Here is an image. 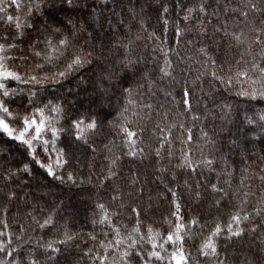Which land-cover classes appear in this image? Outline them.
<instances>
[{
    "label": "trees",
    "instance_id": "trees-1",
    "mask_svg": "<svg viewBox=\"0 0 264 264\" xmlns=\"http://www.w3.org/2000/svg\"><path fill=\"white\" fill-rule=\"evenodd\" d=\"M85 2L90 10L93 0H81V3L74 8L65 7L62 12L56 13L57 18L64 20L65 17H68L71 18L73 24L84 25L87 28L88 25L85 23L87 15L83 10ZM162 2L170 6V21L179 22L181 28L187 30L178 49L175 43L174 24L170 22L165 31L162 20L158 19L161 12L157 0H150L152 7L146 11L145 15L150 17L148 20L149 32L155 30L156 35L160 36L164 42L163 46L165 48L170 46L178 51V56L172 55L173 63L177 64L178 79L191 81L197 74V69L203 70L202 58L198 54V48L202 45L209 47L218 62L225 63V70H227L229 64H234L235 60L239 58L240 49H229L227 39L222 40L223 34L216 33L213 35V33L214 29L223 24L226 18L229 30H238L239 27L246 26L242 17L228 10V5L235 7L240 0H209L211 3L209 12L219 5L218 17L200 16L199 19L193 20L191 23H186L181 19L183 12L181 7L178 6L177 0H162ZM255 2L260 7H264V0H255ZM133 3H135V0H133ZM192 3H195V0H184V4L188 6H191ZM95 6L100 11V15L93 22V27L97 29L98 33V35L93 33L94 40L104 38V43L110 47L111 41L124 35L125 29L123 26L118 27L121 18H123L125 24L132 25L133 35L139 30V23L129 15V0H108L107 7L104 6L102 0H95ZM254 17L257 21L264 20V16L259 11L254 14ZM109 19L112 20L111 28L108 24ZM252 19L253 16L250 14L249 20ZM201 21L204 23L207 35L199 33ZM6 34L8 36L15 35L14 26H8L6 23L0 22V37ZM36 35L31 30H25L23 37H18L15 40L18 48L10 52L9 55L29 57L28 63L31 64L35 57L32 56L29 45L34 42ZM140 35L145 38L136 42L134 55H144L147 60V67L157 69L163 64V55L158 49L156 52L152 51L153 41L146 38L147 33L141 32ZM86 38L87 33L84 32L81 33L79 40L82 43ZM188 41H193V43L190 44ZM97 51L99 52V47ZM187 57H191V59L189 60ZM117 58V56L105 51L104 55L96 60L90 69L84 71L82 78L73 77L64 81L62 86H49L46 94L47 98L53 99L57 103H63L65 109L59 125L54 126L67 130L70 118L95 115L96 113H99L100 116V126L94 133L89 134L87 144L78 142L72 145V165L65 172L62 173L60 169H55L58 175L63 174L65 176L64 183H61L59 179L47 176L44 169L32 163L29 173L20 172L17 178L8 185L9 188L16 189L18 194L17 198L7 205L6 217L3 214V202H0V220L6 218L16 236L20 235L19 225L22 224L26 228L22 241H16L14 238L13 248L19 242L26 250L24 255H27V250L30 249L34 252L40 264H48V253L51 250L47 249L46 245L64 239V233L68 232L74 236V240L68 245H56L61 248V252L56 255L53 264H92L91 260L84 255L85 252L89 248L101 251L98 241L105 240L107 242L104 236L105 231L109 232V238L113 236L106 225L93 223V221H98L102 215L98 207L99 204L105 205L113 224L118 226L124 235L132 232L136 224V215L132 212L133 207L141 209L140 220L142 222V232L145 233L149 224L160 228L161 221L173 219L170 215L174 210L171 196L165 193L163 185L155 180L156 175H158L156 168L160 165L152 156L154 149L158 146V138L153 129L157 124L166 127L169 123V121L158 116L157 112L168 110L171 122L186 123L188 127L193 129L192 159L202 161L211 156L215 160V171L201 166L196 172L185 170L178 173L179 187L173 185V190L177 191L178 196L182 198L184 222L187 223L193 216L200 217L201 221L207 224L203 234L206 237L208 230L214 226V222L218 220L226 224L230 215L242 207L243 211L249 213L251 217L243 224L246 232L241 238H234L227 242L221 237L218 241L220 257L224 259L226 256L227 264H241L246 258L254 260L255 264H264V253L259 250L261 246H264L261 244L264 241V227L254 234L248 231L253 224L264 225V213L257 216L254 211L255 208L264 209V203L260 202L261 197H264V185L258 179H255L264 169V134L261 133L258 125H250L244 120L245 115L256 118L257 114L264 113V100H249L246 97L237 96L234 91L228 92L222 88L219 91H214L212 95H208L213 86L206 79L202 85L203 92L197 89L192 98L194 111L201 116V120L196 121L193 125L191 116L177 115V110L173 108L171 98L164 96V92L169 89L167 80L158 81L151 92L148 91L147 86L141 87L139 92L143 95L144 100L153 104L154 111L151 120H137L132 127L133 129L137 127L144 128L140 146L145 149L147 158L143 160L139 157L132 159L127 155H123V158L118 162L119 166L114 169L118 172V175L106 181L104 177L107 175L110 160L122 156L123 149L126 147L120 137L116 135L115 127L120 122L118 114L124 103L121 89L123 81L119 67L116 65ZM245 58L251 60V56ZM197 61L201 62L197 63ZM15 64L20 66L21 71L25 70L23 67L24 61L17 59ZM188 65H191L190 71L187 68ZM109 72L113 73L111 81L102 85V81L105 80L106 74ZM158 75L157 72V77ZM15 86L13 85V87ZM102 86L107 89V96L111 97L110 102L101 100ZM19 87L22 91L16 97V104L23 106L27 104V86L20 85ZM124 87H127V84H124ZM175 87L178 101L179 85ZM205 103L207 104V110H205ZM16 104H13V107ZM221 104L230 105L231 110H222L219 107ZM160 105H163L164 108H160ZM24 111L27 112V109H24ZM52 115L55 116V113H52ZM141 116H143V112ZM252 128H255L254 133L249 131ZM201 129L208 133L211 140L216 142L218 151L213 150L211 144L205 141ZM253 137L260 138L253 140ZM60 139L67 142L72 137L65 132ZM171 139L173 141V158L169 161L165 151L162 161L163 165L168 167L170 171L178 162L182 150L187 151L189 147L188 144L181 143V140L185 137L181 136V133L176 130H173ZM245 139L253 140V142L247 144L246 151L243 150ZM233 140L239 141L240 145L238 147L232 145ZM110 141L113 143H109ZM106 144L112 148V152H108L104 147ZM58 146L63 145L58 142ZM92 146H95V152L91 151ZM222 154L227 160L228 171L235 169L230 181L232 183L230 189L227 188V185H224V180L229 178L224 175L225 159H221ZM38 158L44 160L45 163H54V159L52 161L45 160L42 153ZM30 159L25 152L24 145L18 142L12 143L10 154L9 146H6L3 154H0V172L7 168H12L13 171L17 167L22 169L23 163H28ZM67 171H72L75 174V182L67 180ZM242 173L243 176L251 175L254 177L251 181L245 180L243 188L240 186ZM133 174L139 175L140 181L144 185L142 195L130 185ZM218 178L220 184L229 192V197L224 199L222 206L219 208L215 206L214 200L220 198L222 194L213 193L210 187L212 183L217 182ZM185 180L193 188L196 187L197 183L200 184L199 190L203 193V198L198 203L194 202L189 195V190L184 185ZM3 186V178H0V187ZM244 192L254 193V195H249L246 203L241 204V201L244 200ZM121 193L123 194L122 197ZM113 196L116 199H113ZM49 215L53 217L52 224L43 229L39 228L37 221L43 223V220ZM161 230L166 235L167 223L163 224ZM90 235H96L98 241L91 240ZM202 238L201 235L192 237L186 235L187 242L184 246L191 253L195 264H214L212 261H205L202 256L198 255L197 249ZM138 247H143L145 251L151 249V245L147 243V238ZM0 258L6 259L2 255H0ZM133 264H140V262L136 260Z\"/></svg>",
    "mask_w": 264,
    "mask_h": 264
},
{
    "label": "snow or ice",
    "instance_id": "snow-or-ice-1",
    "mask_svg": "<svg viewBox=\"0 0 264 264\" xmlns=\"http://www.w3.org/2000/svg\"><path fill=\"white\" fill-rule=\"evenodd\" d=\"M102 2L107 7L108 0H102ZM79 3L81 0H0V22L14 26L16 31L13 36L6 34L0 37V41H2L0 42V137H3L0 138V154H3L6 146H9L10 154V145L18 142L25 146V152L31 158L28 163H23L22 169L17 167L13 171L12 168H7L0 172V178H3L4 181V186L0 187V202H3L5 217L8 212L7 205L16 199L18 194L16 189L9 188L8 185L17 178L20 172L29 173L31 171L30 165L35 163L45 170L47 176L59 179L61 183H64L65 176L63 174L58 175L55 169H60L62 173L65 172L72 165V145L78 142L87 144L89 134L94 133L99 128V113L70 118L67 130L54 126L59 125L65 109L63 103L48 99L46 94L51 85L62 86L63 82L70 78H82L84 71L90 69L96 60L104 55L105 51L118 57L116 65L119 67L123 81L121 89L124 103L118 114L120 122L115 127L116 135L126 146L122 156L110 160L107 175L104 177L106 181L118 175L114 169L119 166L118 162L123 158V155L132 159L139 157L143 160L147 158L145 149L140 146L144 128L133 129L132 127L137 120H151L154 111L153 104L144 100L143 95L139 92L141 87L147 86L148 91L151 92L158 81L167 80L169 89L164 92V96L171 98L177 115L186 117L190 115L193 125L196 121L201 120V116L194 111L192 98L197 89L203 92L202 85L206 79L213 86L208 95H212L214 91H219L222 88L228 92L234 91L237 96H243L249 100H264V20L257 21L254 17L258 11L264 16V7H260L255 0H240L235 7L228 5V10L243 18L245 27L229 30L226 18L223 24L214 29L213 35L222 33V40L227 39L229 49H240L239 58L235 60L234 64H229L225 70V63L218 62L209 47L202 45L198 48V54L202 58L203 70L197 69V74L191 81L187 79L181 81L177 78V64L173 63L172 55L178 56V51L170 46L165 48L164 42L160 36L156 35L155 30L149 32L148 20L150 17L146 16L145 13L152 7L150 0H135V3L133 0H129V15L139 23L140 28L133 35L132 25L125 24L121 18L118 27L123 26L124 35L111 41L110 47L104 43V38L93 39V33H97V29L93 27V22L100 15V11L95 6V0H93L90 10L88 4L84 3L83 10L87 15L85 20L88 25L87 28L84 25L73 24L71 18L65 17L64 20L57 18L56 13L62 12L65 7L74 8ZM157 4L161 12L158 19L162 20L165 31L170 22L174 24L175 43L178 49L187 30L181 28L179 22L170 21L171 9L168 4L163 3L162 0H157ZM177 4L183 12L181 19L186 23H191L193 20L199 19L200 16L218 17L219 14V5L209 12L211 7L209 0H195L191 6L184 4V0H177ZM250 14L253 16L251 21L249 20ZM108 24L111 28V19L108 20ZM25 30H31L37 34L34 42L29 45L32 56L35 57L31 64L28 63L29 57L9 55L10 52L18 48L15 40L18 37L22 38ZM84 32L87 33V38L81 43L79 37ZM141 32L147 33L146 38L153 41L152 51L156 52L158 49L163 55V64L157 69L147 67V60L144 55H134L136 42L145 38L140 35ZM199 33L207 35L203 21L200 22ZM188 43L191 44L193 41H188ZM98 47L99 52L97 51ZM145 47L147 46L145 45ZM246 56H251V60H247ZM17 59L24 61V71H21L20 66L15 64ZM187 59L190 60L191 57H187ZM200 62L197 61V63ZM187 68L190 71L191 65H188ZM157 72L159 73L158 77ZM112 75L111 72L107 73L102 85L105 82H110ZM124 84H127V87H124ZM13 85L16 86L13 87ZM20 85L27 86V104L23 106L16 104V97L22 91ZM176 85H179L178 101ZM101 100L111 101V97L107 96V89L103 86ZM13 104L16 106L13 107ZM159 107L164 108L163 105ZM219 107L222 110H231L228 104H221ZM24 109H27V112ZM205 110H207L206 103ZM142 112L143 116H141ZM52 113H55V116ZM157 115L169 123L166 127L157 124L153 129L158 138V146L154 149L152 156L160 165L156 168L158 175H156L155 180L163 185L164 192L171 196L174 210L170 215L173 219L161 221L160 228L149 224L145 233L142 232L141 209L133 207L132 212L136 215V224L132 232L124 235L120 228L113 224L105 205L99 204L98 207L102 215L98 221H93V223L106 225L113 236L109 238V232L105 231L104 236L107 239L105 242V240L98 241L96 235H90L91 240L98 241L101 251L89 248L84 255L91 260L92 264H133L136 260L140 264H195L191 253L184 246L187 242L186 235L190 237L201 235L203 238L197 249L198 255L202 256L205 261H212L214 264H227V257L225 256L224 259L220 257L218 241L221 237L225 242L234 238H241L246 232L243 224L250 220V214L244 212L242 207L238 208L230 215L226 224L218 220L214 222V226L208 230L206 237L203 234L207 224L202 222L200 217L193 216L187 223L184 222L182 198L178 196L177 191L173 190V185L179 187L178 173L185 170L196 172L201 166L215 171V160L211 156L202 161L193 160L191 156L192 127H188L186 123L171 122L168 110L157 112ZM244 120L250 125H258L261 133L264 134V113L257 114L256 118L245 115ZM173 130L180 132L181 136L185 137L181 143L188 144L189 147L187 151L182 150L178 162L170 171L168 167L163 165L162 161L165 151L169 161L173 158V141L171 139ZM249 131L254 133L255 128L249 129ZM65 132L72 137L67 142L60 139ZM201 132L205 141L211 144L212 149L218 151L216 142L209 138L208 133L204 132L203 129ZM259 138L253 137V140ZM253 140L245 139L243 150L246 151L247 144ZM58 142L63 146H58ZM109 143L113 142L110 141ZM231 143L237 147L240 145L237 140H233ZM104 147L108 152H112V148L108 147L107 144ZM91 151H96L95 146L91 147ZM41 153L45 160L52 161L54 159V163H45L44 160L39 159L38 156ZM221 159H225L224 175L229 178L224 180V185L230 189L232 187L230 181L235 169L228 171L227 160L223 154ZM66 176L68 181L75 182V174L72 171H67ZM253 179L254 177L251 175L243 176L242 173L241 188L244 187L245 180L251 181ZM255 179L264 185V169ZM130 185L140 195L143 194L144 185L141 183L139 175L133 174ZM184 185L188 188L189 195L194 202L198 203L203 198V193L199 190L201 187L199 183L193 188L185 180ZM210 187L213 193L222 194L220 198L214 200L215 206L219 208L224 199L229 197V192L220 184L219 178ZM120 195L122 197L123 194ZM249 195H254V193H243L244 200L241 201V204L246 203ZM112 198L116 199L115 196ZM260 202L264 203V197H261ZM254 211L257 216L264 213V209L261 208H255ZM52 222L53 217L49 215L43 220V223L37 221V225L43 229ZM164 223L168 225L166 235L161 230ZM262 227H264L262 224H253L248 231L254 234ZM19 232L20 235L16 236L7 219L0 220V255L6 257V259L0 258V264H40L32 250H27V255H24L26 250L21 243L17 242L16 247L13 248L14 238L16 241L23 240V235L26 232L24 225H19ZM64 237L62 240L46 245V248L51 250L48 253V264H53L56 255L61 252V248L56 246L57 244L68 245L74 240V236L68 232L64 233ZM145 238H147V243L151 245V249L148 251H145L143 247H138ZM261 244L264 245V241ZM259 250L264 253V246H261ZM241 264H255V261L246 258Z\"/></svg>",
    "mask_w": 264,
    "mask_h": 264
}]
</instances>
